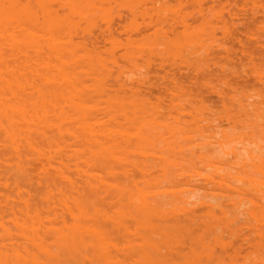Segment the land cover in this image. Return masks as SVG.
<instances>
[{
	"label": "bare ground",
	"instance_id": "6f19581e",
	"mask_svg": "<svg viewBox=\"0 0 264 264\" xmlns=\"http://www.w3.org/2000/svg\"><path fill=\"white\" fill-rule=\"evenodd\" d=\"M1 1L2 0H0V4L2 3ZM3 1L10 2V0ZM15 1L17 2L18 0ZM40 1L41 0L38 2L39 4ZM50 1L52 2L53 0ZM57 1L58 2L56 3H58V5H52H57V8L53 7L54 9L49 10L47 7H42V9H40V13H42L44 9L46 10L43 12L45 15V17L43 15V20L42 17V21L39 19V23H41L39 25H37L36 22H38L37 17L40 16L38 15L36 17L34 12L32 16L29 15V12L32 9H29L27 12L29 16L26 15V9L21 6V2L18 3V1L16 3V7H18L17 9H20L19 7H21V10L18 12L16 9L17 16H14L16 15L14 9V12L10 11V4L9 6H7L8 3L0 5V189H4V193L1 190L3 194H0V196L7 206L8 210L5 209L8 211V216L10 217L7 226L5 223L4 226V224L0 222V264H264V230H262L264 227V154L262 145L264 144V140L261 141L258 138L252 137L256 132L258 135L256 137L264 138V127L263 129H260V126L264 125V118L261 117V122L258 125L259 122H257V120L260 116L258 119L254 118L256 116V114H254L256 113V109H253L255 112L248 109V114L254 115L252 117L255 119V124L254 122L252 125L249 124L247 121L248 115L246 109L254 103L251 104L249 102L250 105H248V102H243L244 105H246L244 106L242 104L241 96L240 98H238V96L236 98L231 94L233 96V105L228 106L231 109L224 107L226 102L223 103V101H221V104L223 105H221V108L224 107L222 109V111H224L220 112V114L218 113L219 117H221L220 115H223L224 119L225 117L227 118L225 121L228 120L227 122L230 123V120L231 123L229 125L227 124L228 127L225 126L227 127L226 129H221L216 132H214V129H211V126H208L213 130L211 132L210 130H203L207 128H205L207 125H201L203 126V129H201L200 126V124L204 122L202 121V117L207 108L204 106V103L196 102L197 99L195 98L199 95L194 97L195 102L192 100H189V102L187 101L189 97H186V94H183L185 98L182 96V93L181 95H178L180 94V92L176 90L178 89V85L175 89L170 87V89H172H169L170 92L169 90H165V93H168L167 95L170 98L168 101L170 102V105L168 104L167 106L169 111L167 116L160 112L162 108L150 104L146 105L147 101H149L148 98L139 95L137 89L134 87H131L132 89L130 88L127 91V85H125V93H122L123 90L121 87V91L118 90L117 86L119 83L116 84L113 80L116 79L118 74L121 76L124 69L120 71L121 69L118 68L119 70L116 71V69L115 73L111 72L113 75H116L117 73L116 77L113 75L110 77H115L112 80V83L117 85H115L117 91L115 89L113 90L118 93H113L111 87H108L107 83L110 84V80L109 82L105 80L107 86H102L104 82H101V85L97 86L94 82L95 79L96 83L100 84V81L103 79V74L106 72L108 74L109 72L107 71V68L110 70L109 65L111 64V61H113L114 64H117L114 62V59H111V54H109L111 58L107 60L104 59L106 61L103 62L104 64L110 61L107 64L109 67L104 66L105 68L103 67L102 62V66L98 64L100 63L98 60H101V57L98 56L100 59L97 60L93 56L94 61L91 63L96 64L98 70L99 67L101 70L99 71L100 73H98L97 70V76L94 71L96 69L93 68V66L96 65L90 67L89 70L92 68L91 70L94 72L90 70L91 74H93H90L91 77L88 75V78L94 80L91 79V81L89 79L86 81L88 78L83 76L86 75V70H88V63L93 60V58L91 59L92 55H95L97 58V51L96 48L93 50L94 47L91 46L93 42L91 44L89 43L91 42V40H89L91 39V36L89 35V32H86L87 29L85 32L89 34L84 32V34H86L84 37L87 35L90 37L88 38L89 41L87 38L86 41H88L90 45H88L89 48L92 47V49L90 48L92 54L89 48H87L88 46L85 50L82 46H78L80 44L76 46L74 40L77 41L78 39H75L76 37L74 36V33L79 29L78 26V29L76 30L78 23H80L79 19H87L88 16L90 18L89 20H91L90 23H92L94 17L91 18L90 16L91 13H93L91 10L94 5L92 6L89 2L92 7L91 10H87L86 8H89V6L87 7V0ZM90 1L92 2V0ZM95 1L98 0H94L93 2ZM108 1L111 2V0ZM13 2L11 3L13 4ZM116 4L120 3L116 1ZM178 4L180 6V3ZM162 6L164 8V5ZM34 7L37 8V6ZM62 7H64L66 11H63ZM65 7H67V9ZM166 7L167 6H165V8ZM167 9L171 11L169 7ZM167 9L166 11H168ZM162 11L165 12V10ZM162 11H160V13H162ZM172 11L176 13L174 10ZM172 11L170 13H173ZM9 12L11 14L12 12L14 13V18L9 15ZM19 12H22L23 14H19ZM140 12L142 13V11ZM170 13L168 12V15ZM184 13L182 15H184ZM20 15H22V17H20ZM180 15L181 12L179 16ZM103 16H105V14H103ZM15 17H17L16 21L19 17L23 18V21L20 19L17 24ZM24 17H32L33 20L37 19L36 22L32 21L33 23L31 22L32 24H29L30 18H28L29 20L27 23L29 22V28H31L32 25L40 27L37 29L40 32L34 31L36 29L34 26V29H32L34 33H39V43H36V41L38 42L37 38H35L37 39L35 41L31 38L32 36L36 37L37 35H32V33L30 35V31L27 32V27L25 30L24 26L20 25L25 24L24 22H26V20ZM75 17H77L76 19L79 21L78 23L75 21ZM12 18L14 19L13 23L15 21L14 24H17L18 26H16L17 28L14 27V32L17 31V34L10 30H13L14 26L10 21ZM160 18V20H155L158 22V20L161 21L163 19V17ZM86 19L82 20L83 26ZM173 20L174 19H172V21ZM126 22L124 24H126ZM90 23L88 24L90 27L86 26L88 31L89 28L91 29L94 26L92 23L91 27ZM134 23L135 22H133V24ZM170 24L169 27H171ZM19 25L21 27H19ZM190 26H192V24ZM205 26L206 25L203 27ZM106 27L107 23L104 29ZM145 27L146 26L143 28ZM200 27L202 28V26ZM29 28L28 30H31ZM82 28L84 29V27ZM172 28L173 26L171 29ZM83 29L81 30L82 33L84 31ZM135 29H137V26ZM183 29V33H180L185 37H180L178 34L176 36L181 38V40L185 39L186 42L183 44L187 45L189 37L192 38L195 36L194 33L196 32L194 30L192 36V32L190 31L191 37L187 34L190 28L187 32L185 31L186 34ZM108 30L109 27L105 32L108 33ZM168 30L169 28L167 31L165 30L167 34L171 31ZM109 33L108 35L111 36V33ZM100 34L103 35L104 33ZM127 34L128 32H126V35ZM29 35L31 36L29 37L30 39L28 38ZM78 35L80 36V39L81 33H78ZM144 35L145 34H143V36ZM173 35L174 34L171 35L172 38H177ZM98 36L96 42L99 40ZM100 36L99 38H101ZM71 37H73L72 41ZM84 37L82 38L84 39ZM127 38L130 39L129 37ZM164 38H166V41L167 39H170L167 35L166 37L164 36ZM164 38H161V40ZM195 38H197V36ZM31 39L32 43L39 45V47H35V45L33 46L32 44L34 52L32 49L30 52H33L35 56L30 53V55H33V58L30 57L32 59L29 66L27 65L28 61H30L29 56H26V59L28 57V61L25 59L24 62L19 61L18 64L17 59L19 60V56H17L18 58L15 60L14 56L11 55L12 46L16 49L13 50V54L16 52V55L17 53L26 55L21 47L26 43L25 45L28 47L25 45L23 47L29 49L30 45L28 44L29 41L31 43ZM128 39H126V41ZM197 40L195 39L193 42L195 41V43L198 44L199 41ZM110 41H112V39ZM110 41L108 42L109 44L112 43ZM174 41L176 42V40H173L168 41L167 43L169 44V42ZM81 42H83V40L80 41V43ZM124 42L125 40H123V43ZM175 42L172 43V45L175 44ZM121 43L122 42H120V44ZM126 43L127 42L124 44ZM140 44V46H142V43ZM81 45H83V43H81ZM110 45L112 46V44ZM133 45L134 43H132V46ZM149 46L147 47L151 49L152 45L149 44ZM19 47L21 50H19ZM75 47H80L78 51H85V53L82 51L79 52L82 53L83 56L82 54L81 56L79 55ZM144 47L142 46V48ZM45 49L48 50L46 51L48 53H50L49 51H52L50 54L53 53V55L51 56L49 54L48 56ZM87 49L90 53H88ZM110 50L111 49H109V52ZM112 51L113 50H111V52ZM170 52L172 55L175 51ZM90 54L91 57L89 58ZM152 54L155 55L154 53ZM187 54L188 56L191 55L189 54V49ZM10 55L18 65H13L14 63L12 62ZM120 55H122L120 58L123 59L126 56L132 57L134 54L131 56L130 53L129 56L126 55L125 57L124 54ZM115 56H113V58H115ZM132 59L133 58L129 60L132 61ZM9 60H11L13 64L10 65ZM91 63L89 64L91 65ZM233 63L232 65H235ZM114 64L113 66L115 68L116 65ZM135 64L136 63L133 62L130 63L131 67L136 66ZM250 66L253 67V65ZM11 67L13 68L11 69ZM235 67L237 66H234V68ZM102 69L104 72H101ZM250 69L256 73L254 68ZM27 71L29 73L27 77L31 81L29 83L30 85L27 84L28 81L26 80ZM133 73H135V71ZM159 75L161 76V74ZM258 75L260 74H256L258 78L262 76ZM106 76H104V78H106ZM98 77L101 78L99 79ZM222 77L223 76H221V78ZM224 78L225 77H223V79ZM188 79L189 78H187V80ZM97 80L100 81L97 82ZM202 80L205 81L204 77ZM90 81L95 84L93 86L97 87L96 89L93 86V88L91 87L94 89L92 94L89 93V90L91 91L89 88L91 84L87 83ZM129 81L131 82V80ZM135 83H137L136 80ZM170 83L172 84V82ZM204 83L202 82V84ZM120 84L122 85L123 83L120 82ZM114 85H112V88H114ZM211 85L209 84V86ZM228 86L227 88H229ZM122 87L124 89V84ZM133 88L135 90H133ZM163 88L167 89L165 86ZM208 88L209 87H207V90H209ZM102 89H105V91H101ZM164 89L162 90L163 92ZM119 91L122 94H119ZM249 91L250 89L247 90V92ZM141 92L142 91L139 93ZM247 92L242 93L245 96ZM190 94L192 95V93ZM216 94L220 96L218 92ZM255 94L257 95L258 93L256 92ZM193 96L194 95L191 97ZM201 96L202 95H200V97ZM181 97L184 99H181ZM94 99L97 101L95 102ZM99 99L102 101L101 104L99 103ZM185 99L189 104H187ZM201 99L202 97L198 98L199 101H201ZM262 99L264 100V98ZM159 100L160 99H158V101ZM251 102H254V99ZM261 102L260 104H263ZM252 108L253 106L251 109ZM220 109L219 111H221ZM214 110L218 111L216 108ZM210 111H213V109ZM250 111H252V113ZM258 112H262V115L264 116L263 110ZM215 113L214 115H217ZM209 115H212L211 118H214L209 120L204 114L203 120L207 118L208 122L206 119L204 123L211 125L213 122H210H215L214 119L218 116H213V114ZM217 120H219V118H217ZM248 125H251L255 129L257 127L260 132L258 133V130L256 129V131H251V135L249 132L245 134L242 126L246 127ZM192 129L195 130V134L194 131H191ZM206 133L209 135L207 136ZM245 135L246 137L249 136L250 139L251 137L253 139L249 141L245 138ZM259 140L263 143L258 142ZM242 141L245 143L247 141L248 144L254 145V149L251 145H249L251 149L248 148L249 146L247 144V146H245ZM240 143L244 144H241L244 151H242L241 145H239L241 147L238 146L239 149L237 148V145ZM198 144L201 146L205 145L207 148H211V146L213 148L215 144L216 146L213 150L214 152L212 151L213 154L210 152V149V151L204 150L200 153L197 149ZM255 146L257 150L255 149ZM202 149H204L203 146ZM206 152L210 153L207 154ZM229 155L230 157L232 156L231 159L228 158ZM196 158L202 160L203 166L201 168H196L200 167L201 161L198 162L199 165L197 166L196 164L198 163L196 162L195 167H193ZM204 188H207V190L209 188L214 192L221 191L222 194L218 193L220 194V198L231 207V210H223L222 207H224V201L222 203L218 202L221 199L217 201L215 200V202L211 201L213 198L206 199L207 195L204 196V194L210 192L207 190L205 191L207 193H203V195L200 194L202 197L200 196L199 199L196 195L197 197L192 196L194 200L192 198V201L189 200L191 197V191L194 192L195 189ZM249 188L251 192H248ZM259 188L263 189L261 196L257 195ZM198 191L196 190V193ZM193 192L191 195L196 194ZM199 193L200 192H198V194ZM247 193L248 195L250 194V196L246 195ZM235 195H238V198L236 197L237 199L243 197L241 202L245 199L246 202L248 201V205L250 206L247 205L248 208L246 210L244 208L247 203L245 206L243 205L244 212L238 210L237 207L235 208L237 205V199L234 198L235 201H233ZM2 200L0 201L2 202ZM4 203L2 202L3 206ZM241 205L242 204H240V206ZM192 206H199V208L200 206H203V210L199 211V214L192 213V209L190 211L188 210ZM225 207L227 208V206ZM234 208L237 209V211ZM239 211H241L242 214L248 212L249 219L252 221L250 224L254 223L257 227L259 226V229L253 234L255 236L252 245L250 244V246H248V243H252V240L248 242L249 239H243L245 243L247 240L248 243L246 244L251 250L250 248V251L247 248H244L247 249V252L242 253L244 254L243 256H241L242 254H237L238 256H241L239 257L241 259H237L238 256L236 255V252L229 249L230 240L238 233L233 232L234 230L231 229L235 228L234 226L239 228L238 224H240V222L237 225L232 223V226L231 221L234 220L233 218L235 215L233 214L237 215V213L239 214ZM0 213L2 214V212ZM237 217H240V215H237ZM245 219L246 218L244 217L243 220ZM241 220L242 219H240V221ZM0 221H2V219H0ZM242 221L241 223H244V221ZM245 222V224H247V221ZM230 227L232 228L230 229ZM245 232L242 234L246 235L249 230H245ZM224 233H228V237L230 238L231 236V239H224ZM251 234L252 233H250V235ZM253 235L249 237L253 238ZM241 236L242 235L240 234V237L238 238H241ZM242 237L244 238V236ZM238 238L237 241L239 240ZM240 241L242 242L241 239ZM234 242H232V244ZM238 242H235L236 245L239 244ZM230 248H233V246ZM237 260L240 261L237 262Z\"/></svg>",
	"mask_w": 264,
	"mask_h": 264
},
{
	"label": "rangeland",
	"instance_id": "374dc122",
	"mask_svg": "<svg viewBox=\"0 0 264 264\" xmlns=\"http://www.w3.org/2000/svg\"><path fill=\"white\" fill-rule=\"evenodd\" d=\"M8 1V0H7ZM19 1V2H18ZM17 2L18 3H22V7H24V9H26V15H28V10L30 9H32L30 12H29V15H33V12L35 13V16L37 17L38 15L40 16V17H37V19H35V20H33V18L32 17H28V18H30V20L27 18H25V20H26V22H24L25 24L27 23V21L29 20V24H32L33 22H36V20L38 21V22H36L37 23V25H39V24H41V23H39V19L41 20V17H42V20H43V18L45 17V15L43 14V12L46 10V9H44L45 7H47V9H54L53 7H56L57 8V5H58V3H56V2H58L57 0H55V2H54V0L51 2L50 0H44V1H40V4L38 3L39 2V0H18ZM94 0H92V2L90 1V0H87V7L89 6V8H86L87 10L88 9H90L91 10V7L94 5V7H92V10H91V12H93V13H91V18H93L94 20H92V23H93V27H92V23H90V21L91 20H89L90 18L87 16V19H86V21H87V24H86V26L87 27H90L88 24L90 23V25H91V29L89 28V31H88V28L85 26V23H86V21H84L85 23H84V26H83V22H82V20H85V19H82V20H80L79 19V21H80V23H78L79 21L76 19L77 17H75V21H77V23H78V25H77V27H76V30L78 29V26H79V29L80 28H82V27H84V31H83V33H82V29L80 30V31H78L77 30V32L78 33H81V38L80 39H82L83 40V42H81V43H83V45L85 46H83V45H81V43H80V41H82V40H80L79 39V35H78V33L75 31V33H74V36L76 37L75 39H78L77 41L76 40H74V42H76V46L78 45V44H80V45H78V46H82V48H84V50H85V48L89 45V43L91 44L92 42V44H91V46L92 47H94L93 48V50L96 48V51H97V58H96V56L95 55H92V57H91V54H92V47H90L89 48V46L87 47V48H89V50L91 51V54H90V56H89V58L91 57V59L93 58V56H94V58L95 59H100V58H98V56L99 57H101V60H98L100 63H98V64H100L101 65V62L103 63V62H106L105 60H107V59H109V58H111L110 57V55L109 54H111L112 55V58L111 59H114V62L115 63H117V64H114L113 63V61H111V64L108 66L107 64L110 62V61H108L107 63H103L102 65H103V67L105 66H107V67H109L110 68V70L107 68V71H109L108 72V74H107V72L106 73H104L103 74V76H102V81H100V84H97L96 83V79H95V84L97 85V86H99V85H101V82L103 83L104 82V84H102V86H104V85H106L105 84V80L107 81V82H109V80H110V84L109 83H107V85H108V87L110 88L111 87V90H113V89H115L116 91H117V89H116V84H118L119 83V85L117 86V88H118V90H120L121 91V89H120V87L122 88V93L124 92H126L125 91V88H126V86L125 85H127V88H126V90L128 91V89H130L131 87H134L135 89H137V92H138V94L139 95H142L143 97H146V98H148V100L149 101H147V103H146V105H148V104H150V105H155V106H157V107H160V108H162L161 109V113L163 114V115H168L169 114V111H168V104L170 105V102H168L169 100H170V98H169V96L165 93V90L167 91V90H169L170 89V87H172L173 89H175V88H177V85H178V89H176L178 92H180V94H178V95H181V93H182V96L184 97V95L183 94H186V97L188 96L189 97V99L187 100V101H189V100H192L193 102H195V99H197V101L196 102H199V103H204V106H206V108H207V110H206V112L204 113L206 116L205 117H208V119L209 120H212V118H214V117H212L211 118V116L212 115H209V114H213V116H218V113L220 114V112H223L222 111V109L224 108V107H228V106H230V105H233V96L234 97H236L237 98V96H238V98H240V96H241V99H242V104L244 105V103L245 102H248L247 104L248 105H250L249 104V102L252 104V103H254V104H256V105H254V104H252V106H253V108L251 109V107L252 106H250V107H248L247 109H246V111H247V121L249 122V124H253V122H254V120L255 119H258L259 118V116H260V118L257 120V122H259L258 123V125L260 124V122H261V117H263L264 118V116L262 115V110H263V114H264V100L262 99V98H264V74H263V72H264V0H178V1H176V0H161V1H159V0H142V1H140V0H111V2H109L108 0H98V1H95V2H93ZM108 1V2H107ZM116 1L118 2V3H120V4H116ZM128 1V2H127ZM137 1V2H136ZM153 1V2H152ZM158 1V2H157ZM162 1H163V3H162ZM181 1V2H180ZM184 1H187V2H184ZM200 1V2H199ZM208 1V2H207ZM255 3H254V2ZM2 3L1 4H4V3H8V5L7 6H9V4H10V11H13V9H14V11H15V13H16V15H14V16H17V12L18 11H20L21 10V7H19L20 9H17L18 7H16L17 6V2L14 0V2H13V0H10V2L8 1V2H5V1H1ZM11 2H13V4L11 3ZM32 2V3H31ZM35 2V3H34ZM37 2V3H36ZM42 2V3H41ZM50 4H49V3ZM89 2H90V4L92 5V6H90V4H89ZM157 2V3H156ZM166 3V5H165V3ZM180 3V6H179V4L178 3ZM188 2H190V3H188ZM192 2V3H191ZM227 2V3H226ZM251 2V3H250ZM47 3H48V5H47ZM93 3V4H92ZM129 3V4H128ZM133 3V4H132ZM140 3V4H139ZM183 3V4H182ZM195 3V4H194ZM0 4V5H1ZM31 4H32V6H31ZM35 4V5H34ZM42 4H43V6H42ZM54 4H57L56 6H52V5H54ZM131 4V5H130ZM187 4V5H186ZM193 4H194V6H193ZM248 4V5H247ZM5 5V4H4ZM60 5V4H59ZM127 5V6H126ZM162 5H164V8H163V6ZM176 5H178V6H176ZM184 5V6H183ZM230 5V6H229ZM245 5V6H244ZM256 5V6H255ZM3 6V5H2ZM18 6H20V5H18ZM34 6H37V8H35ZM62 6H64V5H62ZM120 6V7H119ZM122 6V7H121ZM132 6V7H131ZM144 6V7H143ZM165 6H167L166 8H165ZM187 6V7H186ZM188 6H189V8H188ZM205 6H206V8H205ZM243 6V7H242ZM4 7H6V6H4ZM3 7V8H4ZM42 7H44L43 9V12L42 13H40V9H42ZM50 7V8H49ZM104 7V8H103ZM107 9H106V8ZM170 8V10L172 11V10H174L176 13H177V15H176V13H174L173 11V13H170L171 11H169L167 8ZM214 7V8H213ZM215 7H217V8H215ZM226 7V8H225ZM230 7V8H229ZM6 8H8V7H6ZM39 8V9H38ZM66 9H67V7H65ZM123 8V9H122ZM145 8V9H144ZM153 8V9H152ZM193 8H194V10H193ZM222 8V9H221ZM241 8V9H240ZM243 8V9H242ZM16 9H17V12H16ZM38 9V10H37ZM93 9H94V11H93ZM107 11H106V10ZM127 9V10H126ZM143 9H144V11H143ZM166 9L168 10V11H166ZM182 9V10H181ZM220 9V10H219ZM227 9V10H226ZM7 10V9H6ZM56 10V9H55ZM62 10L63 11H66L65 9H64V7H62ZM102 10H103V12H102ZM110 12H109V11ZM131 10V11H130ZM147 10H148V12H147ZM152 10H153V13H152ZM158 10H159V12H158ZM162 10H165V12L164 11H162ZM188 10V11H187ZM229 10V11H228ZM13 11V12H14ZM22 11H23V8H22ZM138 11H139V13H138ZM140 11H142V13L140 12ZM151 11V12H150ZM157 11V12H156ZM160 11H162V13H160ZM234 11V12H233ZM12 12V14L9 12V15H11L12 17H13V13ZM108 12V13H107ZM166 13V14H164V13ZM168 12L170 13L169 15H168ZM180 12H181V15L179 16V14H180ZM185 12V13H187V14H185L184 13V15H182L183 13ZM190 12V13H189ZM232 12V13H231ZM20 13H22V12H19V14ZM24 13V14H25ZM134 13V14H133ZM159 13V14H158ZM227 13V14H226ZM235 13V14H234ZM248 13V14H247ZM19 14H18V16H19ZM23 14V13H22ZM37 14V15H36ZM42 14V15H41ZM103 14H105V16H103ZM209 16H208V15ZM214 14V15H213ZM224 14V15H223ZM232 14V15H231ZM240 14V15H239ZM241 14H243V15H241ZM28 15V16H29ZM43 15H44V17H43ZM92 15H94V16H92ZM101 15H102V17H101ZM125 15V16H124ZM129 15V16H128ZM135 15V16H134ZM137 15V16H136ZM161 15V16H160ZM187 15V16H186ZM190 15V16H189ZM23 16H25V15H23ZM118 16V17H117ZM152 16H154V17H152ZM156 16H157V18H156ZM173 16H176V17H173ZM205 16V17H204ZM229 16V17H228ZM232 16V17H231ZM237 16V17H236ZM248 16V17H247ZM20 17H22V15H20ZM18 18V20L16 21V18L17 17H15V21H16V23L18 24L19 22L18 21H20V19L23 21V18ZM122 17H124V18H122ZM134 17V18H133ZM160 17H163V19L161 20V21H159L161 18ZM170 17V18H169ZM231 17V18H230ZM14 18V17H13ZM12 18V20H10L11 21V24L13 25L14 23H15V21H14V23H13V19ZM32 18V19H31ZM35 18V17H34ZM118 18V19H117ZM129 18V19H128ZM165 18V19H164ZM179 18V19H178ZM183 20H182V19ZM223 18V19H222ZM97 19V20H96ZM106 19V20H105ZM123 19V20H122ZM157 19H159L158 20V22L156 21ZM172 19H174L173 21H172ZM252 19V20H251ZM41 20V21H42ZM73 20H74V18H73ZM134 20V21H133ZM146 20H148V21H146ZM164 20V21H163ZM171 20V21H170ZM227 20V21H226ZM33 21V22H32ZM40 21V22H41ZM128 22V24H127V22ZM154 21V22H153ZM197 21V22H196ZM199 21V22H198ZM230 21V22H229ZM32 22V23H31ZM96 22H99V23H96ZM116 22V23H115ZM120 22V23H119ZM126 22V24H124ZM133 22H135L134 24H133ZM156 22V23H155ZM171 24H170V23ZM175 24H174V23ZM189 22V23H188ZM206 22V23H205ZM21 23V22H20ZM23 23V22H22ZM20 24V25H23L24 26V28H25V30H26V27H27V32H29L30 33V35H31V33H32V35H37L38 36V34L39 33H37V32H40L39 30H37L38 28H40V27H36V25L34 26V25H32L31 26V28H29L30 27V25L29 24ZM36 23H34V24H36ZM76 23V22H75ZM106 23H107V29H108V27H109V30H108V33H109V31H110V35L111 36H109L108 35V33H106L105 32V30H107L106 28L104 29V27L106 26ZM162 23V24H161ZM182 23H184V24H182ZM203 25H202V24ZM211 23V24H210ZM224 23V24H223ZM10 24V25H11ZM17 24H14V26H13V30L12 29H10L11 31H15L14 29L15 28H17L18 26H17ZM122 26H121V25ZM132 24V25H131ZM160 26H159V25ZM167 24V25H166ZM169 24H170V26L172 27L173 26V28L171 29V27H169ZM172 24H174V25H172ZM186 24V25H185ZM192 24V26H190ZM229 24V25H228ZM237 24V25H236ZM244 24V25H243ZM19 25V27H21ZM112 25V26H111ZM114 25V26H113ZM130 25V26H129ZM134 25V26H133ZM177 25V26H176ZM184 25H185V27H186V29H185V27H184ZM204 25H206L205 27H203ZM209 25V26H208ZM223 25V26H222ZM257 25V26H256ZM260 25V26H259ZM17 26V27H16ZM36 28L34 31H37L36 33H34V31L32 30V29H34V27ZM80 26H82V27H80ZM116 26V27H115ZM124 26V27H123ZM136 26H137V29H135L136 28ZM144 26H146L145 28H143ZM155 26V27H154ZM156 26H158V27H156ZM164 26H165V28H164ZM200 26H202V28L200 27ZM258 26H259V28H258ZM15 27V28H14ZM86 27V28H85ZM134 27V28H133ZM153 27H154V29H153ZM163 27V28H162ZM183 27H184V29H183ZM219 27V28H218ZM11 28V27H10ZM28 28L29 29H31L32 30V32H31V30H28ZM124 28V29H123ZM129 28V29H128ZM169 28V30L168 31H170V32H168V34H167V29ZM189 28H190V30H189ZM199 30H198V29ZM86 29H87V31H86ZM127 29V30H126ZM144 29V30H143ZM173 29H174V31H173ZM182 29H183V31H184V33L186 34V32H187V30H189V32H187V34L189 35V36H191L190 34H191V32H192V36H193V32H194V30H195V32L196 33H194L195 34V36H191L192 38H193V40H197V38H198V40L197 41H199L198 42V44H196L195 43V41L193 42V40H192V38H190L189 37V39H191V40H189L188 39V46L187 45H185V44H183L184 42H186L185 41V39L183 40H181V38H179V37H177L176 35L178 34L180 37L181 36H183V38L185 37L183 34L181 35V33H183L182 32ZM204 29H206V30H204ZM211 29V30H210ZM220 29V30H219ZM235 29H237V30H235ZM263 29V30H262ZM16 30H18V29H16ZM104 30V31H103ZM116 30V31H115ZM136 30H137V32H136ZM140 30V31H139ZM166 30V31H165ZM89 32V33H86V32ZM125 31V32H124ZM132 31H134V32H132ZM156 31V32H155ZM161 31H162V33H161ZM186 31V32H185ZM191 31V32H190ZM199 31H203L202 33L201 32H199ZM207 31V32H206ZM252 31V32H251ZM17 32V31H16ZM16 32H14L15 34H17ZM84 32L86 33V34H89L90 36H91V39H89V40H91V42H89L88 43V38H90L89 37V35H87L86 37H84V35H86V34H84ZM126 32H128V34L129 33H131V34H127L126 35ZM140 34H139V33ZM149 32V33H148ZM153 34H152V33ZM158 32V33H157ZM165 32V33H164ZM172 32V33H171ZM181 32V33H180ZM218 32V33H217ZM247 32V33H246ZM28 33V34H29ZM34 33V34H33ZM77 33V34H76ZM96 33V34H95ZM97 33H98V35L100 36V35H102V34H100V33H104L102 36H103V38L106 40H104L103 38H102V36H100L101 38H99V36L97 35ZM125 33V34H124ZM151 33V34H150ZM171 33V34H170ZM94 34V35H93ZM107 34V35H106ZM139 34V35H138ZM143 34H145L144 36H143ZM156 34H158V35H156ZM161 34V35H160ZM172 34H174L173 36H176L177 38H175V37H173L172 38ZM198 34H199V36H198ZM205 34V35H204ZM28 36V38L29 37H31V36ZM72 35V34H71ZM77 35V36H76ZM143 36V37H141V36ZM152 35V36H151ZM163 35V36H162ZM166 35H167V37H169L170 39H167V41L165 40L166 38H164V36L166 37ZM203 35V36H202ZM211 35V36H210ZM214 35V36H213ZM31 37V38H33V40L35 41V40H37L38 38H39V36L38 37ZM73 36V35H72ZM93 36V37H92ZM97 36H98V41L96 42V40H97ZM107 36H109V37H107ZM122 36V37H121ZM125 36H126V39H128L127 37H129L130 39H128L127 41H126V39H125ZM130 36H132V37H130ZM134 36H135V38H136V36H137V38L135 39L134 38ZM141 38H140V37ZM148 36V37H147ZM197 36V38H195ZM252 36V37H251ZM78 37V38H77ZM82 37H84V39L82 38ZM145 37H147V38H145ZM151 37V38H150ZM187 37V36H186ZM201 37V38H200ZM35 38H37V39H35ZM86 38H87V40L88 41H86ZM95 38V39H94ZM132 38H133V40H132ZM161 38H164V39H162L161 40ZM234 38V39H233ZM237 38V39H236ZM30 39V38H29ZM28 39V40H29ZM72 39H73V37H71V41H72ZM112 39V41H110ZM261 39V40H260ZM110 42H112V43H110V44H112V46L108 43L109 41ZM123 40H125V42H129L128 44H129V46H128V44L126 43V44H124L123 43ZM165 40V41H164ZM173 40H176V42H175V44H173L172 45V43H174V42H169V44L167 43L168 41H173ZM186 40H187V38H186ZM206 40V41H205ZM239 40V41H238ZM180 41V42H179ZM73 42V43H74ZM85 42V43H84ZM106 42V43H105ZM114 42H116V43H114ZM119 42V43H118ZM120 42H122L121 44H120ZM164 42H166V43H164ZM239 42V43H238ZM244 42V43H243ZM248 42V43H247ZM257 42V43H256ZM36 43H39V39H38V42L36 41ZM36 43H32V39H31V43H30V41H29V44H28V42H27V44L28 45H30V47H29V49L27 48L26 49V47H28V46H26L25 44H23V46L25 45L26 47H21L22 48V51H25V54L26 55H24V54H19V53H17V55H16V52L13 54V50H16V49H14L15 47L14 46H12L13 48H12V56H14V59L16 60V58H18L17 56H19V60L17 59V62H18V64H19V61H23L24 62V60L26 59V56H29V58L30 57H32L33 58V55H30V50L33 48L32 47V44H33V46L36 44ZM96 43V44H95ZM132 43H134V45L132 46ZM136 43V44H135ZM138 43V44H137ZM140 43H142V46L144 47V44H145V47L144 48H142V46H140L141 44ZM144 43V44H143ZM196 45H195V44ZM206 43V44H205ZM261 43V44H260ZM15 44V43H14ZM106 44V45H105ZM110 46H109V45ZM149 44L150 45H152V47H151V49H149L147 46H149ZM168 44V45H167ZM183 44V45H182ZM221 44V45H220ZM225 44V45H224ZM74 45H75V43H74ZM94 45V46H93ZM105 45V46H104ZM108 45V46H107ZM166 45V46H165ZM194 45V46H193ZM36 46H38L39 47V45H35V47ZM162 46V47H161ZM171 46H173V47H171ZM177 46H179V47H177ZM181 46V47H180ZM252 46V47H251ZM258 46V47H257ZM80 47H78V48H76V50L78 51V49L80 48ZM110 47V48H109ZM112 47V48H111ZM139 47H141V48H139ZM150 47V46H149ZM176 47V48H175ZM183 47V48H182ZM186 47V48H185ZM192 47V48H191ZM20 48V47H19ZM21 48L19 49V50H21ZM25 48V49H24ZM107 48H108V51H107ZM167 48V49H166ZM175 50H174V49ZM180 48V49H179ZM24 49V50H23ZM109 49H111V50H113L112 52H111V50H110V52H109ZM154 49V50H153ZM169 49V50H168ZM188 49H189V54H191L190 56H188ZM18 50V51H19ZM27 50H29V51H27ZM82 51L83 53H85V51ZM178 50V51H177ZM212 50V51H211ZM226 52H225V51ZM263 50V51H262ZM32 51H33V49H32ZM46 51H48V50H46L45 49V52ZM80 50L78 51V53L79 52H81ZM87 51H88V49H87ZM90 51H88V53H90ZM170 51H175V52H179L178 54L177 53H173V54H175V55H177V56H175V55H171V52ZM182 51H183V53H182ZM197 51V52H196ZM246 51V52H245ZM20 52V51H19ZM28 52V53H27ZM34 52V51H33ZM31 53V54H34V53ZM50 53L52 52V51H49ZM94 52V51H93ZM104 52V53H103ZM108 52V53H107ZM201 52V53H200ZM221 52V53H220ZM223 52V53H222ZM46 53H48V52H46ZM50 53H48L47 55L49 56V54ZM100 53V54H99ZM130 53H131V56H132V54H134L132 57H130L129 55H130ZM152 53H154L155 55H153ZM169 53V54H168ZM203 53V54H202ZM242 53V54H241ZM81 54L82 53H79V55L81 56ZM94 54V53H93ZM109 55V57H108V55ZM116 56H115V55ZM120 54H124V57L126 56V55H128L129 57H127V58H129V59H131V58H133L132 59V61L131 60H129V59H127L126 57V59L125 58H120V57H122V55H120ZM181 54V55H180ZM187 54V55H186ZM211 54V55H210ZM245 54V55H244ZM11 55H10V57H11ZM46 55V54H45ZM51 56L53 55V53L52 54H50ZM105 55H107V56H105ZM169 55V56H168ZM171 55V56H170ZM193 55H195V56H193ZM210 55V56H209ZM224 55V56H223ZM234 55V56H233ZM252 57H251V56ZM34 56H35V54H34ZM82 56H83V54H82ZM107 57V58H105V57ZM113 56H115V58H113ZM141 56V57H140ZM172 56H173V58H172ZM193 56V57H192ZM223 56V57H222ZM228 56V57H227ZM250 56V57H249ZM23 59H22V58ZM117 57V58H116ZM137 57V58H136ZM144 57V58H143ZM204 58V60H203V58ZM213 57V58H212ZM216 57V58H215ZM220 57V58H219ZM32 58H30V61H28L27 59H28V57H27V59H26V61H28V66L30 65L29 63L31 62V59ZM94 58H93V60H91L89 63H91L92 61H94ZM143 58V59H142ZM149 58V59H148ZM188 58H189V60H188ZM210 58V59H209ZM218 58V59H217ZM248 60H247V59ZM252 60H251V59ZM21 59V60H20ZM105 59V60H104ZM118 59V60H117ZM201 59V60H200ZM216 59V60H215ZM226 60V61H222V60ZM232 59V60H231ZM11 60H12V62L14 63H12L11 62ZM11 60H9L10 61V65L11 64H13V65H16L17 63H15V60H13V58L11 57ZM90 60V59H89ZM123 60V61H122ZM126 60H129V61H126ZM142 60V61H141ZM186 60V61H185ZM245 60V61H244ZM126 61V62H125ZM133 62V63H136L135 65L136 66H138V67H136V66H132L131 67V65H130V63L131 62ZM149 63H148V62ZM159 61H161V62H159ZM169 63H168V62ZM178 61V62H177ZM185 61V62H184ZM207 61V62H206ZM129 64H128V63ZM146 62V63H145ZM216 62V63H215ZM234 62V63H233ZM239 62V63H238ZM88 63V70H86L87 72H88V74H87V72H86V75L85 76H83V77H87L88 78V75H90L91 74V71H93V70H89V68L90 67H92L93 65H96V64H93V63H91V65ZM97 63V62H96ZM164 63V64H163ZM184 63V64H183ZM214 63V64H213ZM232 63L233 64H235V65H232ZM245 63V64H244ZM17 64V65H18ZM113 64L114 65H116V67L114 68V66H113ZM224 64V65H223ZM12 65V66H13ZM99 65V66H100ZM101 65V66H102ZM130 65V66H129ZM144 65H145V67H144ZM228 65V66H227ZM250 65H253V67L252 66H250ZM98 66V67H99ZM119 66V67H118ZM178 66V67H177ZM234 66H237V67H235L234 68ZM241 66V67H240ZM257 66V67H256ZM102 67V68H103ZM104 67V68H105ZM122 67V68H121ZM134 67V68H133ZM254 68V71H256V73L255 72H253V70L252 69H250V68ZM13 67H11V69H12ZM93 68H95L96 70H94L95 71V73L97 72V70H98V68H97V65L96 66H93ZM103 68V69H104ZM113 68V69H112ZM118 68H120L121 70L120 71H122L123 69V75L121 74V76H119V74L117 75V73H116V75H117V77H116V75H113L111 72H113V73H115V70L116 71H118L119 69ZM133 68V69H132ZM176 68V69H175ZM228 68V69H227ZM27 69V68H26ZM102 69V71L101 72H104V70ZM132 69V70H131ZM135 69V70H134ZM137 69V70H136ZM195 69V70H194ZM258 69V70H257ZM101 70V68L99 67V70H98V73H100L99 71ZM127 70V71H126ZM139 70V71H138ZM177 70V71H176ZM179 70V71H178ZM197 70V71H196ZM219 70V71H218ZM226 70V71H225ZM237 70V71H236ZM29 71V70H28ZM28 71L26 72V80L28 81V83L27 84H29L31 81H30V79L27 77L28 75H29V73H28ZM93 71V72H94ZM106 71V70H105ZM135 71V73H133ZM210 71V72H209ZM222 71H225V72H222ZM257 71H259V72H257ZM98 73H96V75L98 76ZM119 73V72H118ZM152 73V74H151ZM156 75H155V74ZM93 74V73H92ZM91 74V75H92ZM135 74V75H134ZM159 74H161V76L159 75ZM168 74V75H167ZM216 74H218V75H216ZM254 74V75H253ZM256 74H260V75H262V76H260V75H258V76H260L259 78L256 76ZM91 75L89 76V77H91ZM106 75H108V76H106ZM111 75H113V76H115L116 77V79H114L115 77H110ZM138 75H139V77H138ZM141 75V76H140ZM143 75V76H142ZM208 75V76H207ZM100 76V75H99ZM104 76H106V78H104ZM123 76H124V78H123ZM168 76H170V77H168ZM216 76H218V77H216ZM221 76H223V77H225L224 79H223V77L221 78ZM93 77H94V75H93ZM110 77V78H109ZM141 77V78H140ZM160 77V78H159ZM195 77V78H194ZM203 77H204V80L205 81H203L202 79H203ZM208 77V78H207ZM213 77V78H212ZM99 79L101 78V77H98ZM109 78V79H108ZM133 79V81H134V83H133V81H132V79ZM187 78H189L188 80H187ZM192 78V79H191ZM91 80L92 78H88L86 81H88V80ZM114 79V80H113ZM118 79V80H117ZM121 79V80H120ZM126 79H127V81H126ZM158 79H162V80H158ZM170 79V80H169ZM222 79V80H221ZM92 80H94V79H92ZM91 80V81H92ZM112 80H113V82L115 81L116 82V86L114 85V83H112ZM129 80H131V82L129 81ZM135 80H136V82L137 83H135ZM169 80V81H168ZM233 80V81H232ZM87 82L88 84H91V86H89L88 84V86H89V88L91 89V91L89 90V93H91L92 94V91L94 90V89H92L93 87H95V89L97 88L96 86H93V85H95L93 82ZM98 80H97V82H99ZM118 81V82H117ZM139 81V82H138ZM159 81V82H158ZM166 81V82H165ZM198 81H199V83H198ZM231 81V82H230ZM238 81V82H237ZM120 82L121 83H123L124 84V89H123V84L121 85L120 84ZM170 82H172V84L170 83ZM187 82V83H186ZM189 82H191V83H189ZM202 82L204 83V84H202ZM222 82V83H221ZM230 82V83H229ZM37 83V82H36ZM131 83V84H130ZM194 83V84H193ZM229 83V84H228ZM170 84V85H169ZM188 84V85H187ZM209 84L211 85V86H213V87H211V86H209ZM226 84V85H225ZM229 86H228V85ZM235 84V85H234ZM30 85V84H29ZM106 85V86H107ZM112 85H114L113 87L114 88H112ZM160 85V86H159ZM169 85V86H168ZM180 85V86H179ZM208 85V86H207ZM93 86V87H92ZM105 86V87H106ZM159 86V87H158ZM165 86V88H167V89H164L163 87ZM166 86H168V87H166ZM193 88H191V87ZM205 86H207V87H209L208 89L209 90H207V87H205ZM227 86L229 87V88H227ZM233 86V87H232ZM256 86V87H255ZM92 87V88H91ZM218 87V88H217ZM220 87H222V88H220ZM88 88V89H89ZM98 88H100V87H98ZM107 88V87H106ZM133 88V90H135ZM161 88V89H160ZM186 88H188V89H186ZM191 88V89H190ZM198 90H197V89ZM201 88V89H200ZM234 88V89H233ZM252 88V89H251ZM257 88H258V91H257ZM132 89V88H131ZM164 89V92L162 91ZM196 89V90H195ZM221 89V90H220ZM231 89V90H230ZM234 91H233V90ZM237 89V90H236ZM250 89V91L249 92H247V90H249ZM107 90H109V89H107ZM115 90H113L112 92L114 93V92H116ZM133 90H129V91H133ZM170 90H172V89H170ZM170 90H169V92H170ZM183 91V92H181V91ZM212 90V91H211ZM224 90H225V92H224ZM101 91H105V89H102ZM110 91V90H109ZM119 91V92H120ZM140 91H142L141 93H139ZM196 91V92H195ZM214 91H215V93H214ZM227 91V92H226ZM194 92V93H193ZM218 92V94L220 95V96H218L216 93ZM244 92H247V94L244 96V94L243 93ZM251 92V93H250ZM257 92L258 94L256 95L255 93ZM261 92V93H260ZM116 93H118V92H116ZM121 92L119 93V94H122ZM175 93H177V92H175ZM190 93H192V95H194L193 97H191L192 95L190 94ZM221 93V94H220ZM238 93V94H237ZM249 93H250V97H251V99H250V97H249ZM130 94V93H129ZM233 96H232V95ZM236 96H235V95ZM260 94V95H259ZM263 94V95H262ZM191 95V96H190ZM197 95H199V96H197ZM200 95H202L201 97H202V99H201V101H199L198 100V98H201L200 97ZM252 95H254V96H252ZM157 96V97H156ZM197 96V97H196ZM248 96V97H247ZM257 96H258V98H257ZM263 96V97H262ZM100 97H101V95H100ZM99 97V98H100ZM150 97V98H149ZM164 97V98H163ZM191 97V98H190ZM194 97H196L195 99H194ZM156 98H158V99H160L159 101H158V99H156ZM166 98V99H165ZM185 98V97H184ZM184 98H182L181 97V99H184ZM235 98V99H236ZM247 100H246V99ZM187 99V98H186ZM186 99H185V101H186ZM249 99V100H248ZM253 99H254V102H251V101H253ZM101 99H99V101H100ZM104 100V99H103ZM228 100H229V102H228ZM94 101H95V99H94ZM97 101V100H96ZM95 101V102H96ZM186 101V102H187ZM221 101H223V103L224 102H228L227 104L225 103L224 105V107H222L221 108ZM262 101V102H261ZM101 102L102 101H100L99 103L101 104ZM163 102V103H162ZM183 102V101H182ZM181 102V103H182ZM185 102V103H186ZM190 102V101H189ZM189 102H187V104H189ZM244 102V103H243ZM259 104H258V103ZM260 102L261 103H263V104H260ZM167 103V104H166ZM103 104V103H102ZM183 104V103H182ZM184 105V104H183ZM218 105H219V107H218ZM223 106V105H222ZM244 106H246V105H244ZM210 107V108H209ZM212 107H214V108H212ZM233 107V106H232ZM262 107H263V109H262ZM209 108V109H208ZM218 109V111L217 110H214V109ZM221 108V109H220ZM228 108H230V107H228ZM213 109V111H210V110H212ZM219 109L221 110V111H219ZM231 109V108H230ZM248 109H250V110H253V109H256V113H254V114H256V116L253 118L252 116H254V115H250V114H248ZM260 109H262V110H260ZM233 110V109H232ZM258 111H260L261 113H259ZM215 114H217V115H214V113ZM231 113H233L232 111H230ZM251 113H252V111H250ZM253 112H255V110H253ZM208 113V114H207ZM204 114H203V117H202V121H204L205 122V120L207 119H204L203 120V118H204ZM222 114V113H221ZM209 115V116H208ZM221 117H217V118H219V120H217V118L216 119H214L215 120V122L214 121H211L210 123H212L213 124V126H212V124L210 125V124H208V123H204V122H202L201 124H200V126L201 125H207V126H205V128L206 129H203V126H201V129H203V130H210L211 132L213 131V130H211V129H214V132H216V131H220L221 129H226L227 127H228V125L231 123V121L229 120V122L230 123H228L227 121H225V119H227L226 117H225V119H224V116L223 115H220ZM210 117V118H209ZM249 117H251V118H249ZM257 117V118H256ZM223 118V119H222ZM208 119H207V122H208ZM248 119H250L251 121H252V123H251V121L250 120H248ZM263 120V119H262ZM221 121V122H220ZM257 122H256V124H257ZM228 124V125H227ZM254 124H255V122H254ZM251 125H248V126H246V127H243L242 126V128H243V132L245 133V134H247V132H249L250 133V135H251V131L252 130H254V131H256V129H257V127H256V129L255 128H253ZM211 126V129L209 128V127ZM225 126H227V127H225ZM213 127V128H212ZM217 129H216V128ZM223 127V128H222ZM248 127V128H247ZM259 127V126H258ZM263 127H264V125H262V126H260V129L262 128L263 129ZM247 128V129H246ZM258 130V129H257ZM191 131H194V134L196 133L195 132V130H191ZM264 131V130H263ZM258 133L260 132L259 130L257 131ZM206 135L208 136L209 134L208 133H206ZM249 135V134H248ZM249 135V136H250ZM249 136H247L246 137V135H245V138H247L249 141L250 140H252L254 137L255 138H258V139H260L261 141H263L264 140V138L262 139V137H256V136H258L257 135V133L255 132V135L253 134L252 135V137H251V139H250V137ZM158 139H160V138H158ZM209 140H211V139H209ZM214 140V139H213ZM247 140V141H248ZM258 141V142H260V143H263V142H261V141ZM247 141H246V143L245 142H243L242 141V143H244L245 144V146H249V145H251V147H253L254 145H252V144H248L249 143V141H248V143H247ZM196 143H199V142H196ZM242 143H240V144H238L237 145V148H238V146L239 145H241ZM158 144V143H157ZM244 144H242V145H244ZM247 144V145H246ZM259 144V143H258ZM212 145H214V144H212ZM241 145V146H242ZM263 145V154H264V144H262ZM202 146H203V148L204 149H202ZM200 145V144H198L197 145V149L199 150V152L201 153V152H203L204 150L205 151H207V150H209L212 154H213V150H214V148H215V146H216V144L214 145V147L212 148V146H211V148L209 147V148H207V146L205 147V145ZM241 146H239V147H241ZM244 146V147H245ZM248 148H250V146L248 147ZM155 149H156V147H155ZM239 149V148H238ZM242 151H244L243 149V146H242ZM251 149V148H250ZM253 149H254V147H253ZM255 149L257 150V148H256V146H255ZM197 150V151H198ZM213 151V152H212ZM210 152H206L207 154H209ZM261 152H262V150H261ZM211 155V154H210ZM232 157V156H231ZM231 157H230V155L228 156V158L229 159H231ZM199 158H196V160L194 161V163H193V167H195V163L197 162H202V160L201 159H199ZM198 160V161H197ZM201 162H200V167H196V168H201L202 166H203V162H202V165H201ZM204 162H206V161H204ZM197 165H199V163L198 164H196V166ZM1 182V181H0ZM1 184V183H0ZM1 186V185H0ZM199 187H202V186H199ZM1 190H2V192L4 193V189H0V194H3L2 192H1ZM196 190L198 191V192H200L199 194H198V192L196 193ZM204 190V191H203ZM207 190V188L205 189H195V193L196 194H194V195H191L192 194V192L193 191H191L190 193V201H192V199L194 200V198H192V196H196L198 199L200 198V196L201 195H203V193H207V192H205ZM201 191H202V193H201ZM207 191H210V192H208L207 194H204V196L205 195H207V197H209V198H207L206 197V199H210V198H213V199H211V201H213V202H215V200L217 201V200H219V199H221V200H219L218 202H223L224 200H222V198H220V194H222V192L221 191H217V192H214V191H212V190H210L209 188H208V190ZM193 192V193H194ZM248 192H251V190H250V188L248 189ZM218 193H220V194H218ZM255 193V192H254ZM263 193V189L262 188H259V192L257 193V195L258 196H261V194ZM186 194H188V193H186ZM201 194V195H200ZM210 194V195H209ZM246 195H248V193L246 194ZM215 196H216V198H215ZM238 196V195H237ZM236 195L233 197V201H235L234 200V198L235 199H237L238 197H237ZM248 196H250V194L248 195ZM247 196V197H248ZM202 197V196H201ZM237 197V198H236ZM246 197V196H245ZM0 198H1V196H0ZM192 198V199H191ZM196 198V199H197ZM243 198V197H242ZM242 198L240 197L239 199H237L236 200V206H235V208L237 207V209L238 210H241L242 212H244V210H243V208H244V206H245V204H246V206H245V208L244 209H246L247 210V208H248V206H250V205H248V201L246 202V199L245 200H243L242 202H241V200H242ZM249 198V197H248ZM195 199V200H196ZM0 200H2V198L0 199ZM237 201H239V202H237ZM1 202V201H0ZM2 202L4 203V201L2 200ZM2 202H1V204H2ZM245 202V203H244ZM239 203V204H238ZM1 204H0V208H3V209H0V210H2V211H0V212H2V214L0 213V219H2V221H0V222H2L3 224L5 223L6 224V226L8 225V220H9V214H8V211H6V209H7V206L5 205V203H4V206H3V204H2V206H1ZM224 207L225 206H227V208L225 209L224 207H222L223 208V210H225V211H230L231 209V207L228 205V204H226L225 203V201H224ZM240 204H242L241 206H240ZM238 205H239V207H238ZM244 205V206H243ZM248 205V206H247ZM223 206V205H222ZM193 207V208H192ZM192 207H190L188 210L190 211L191 209V212L192 213H195V214H199V211H202L203 209V206H200V208H199V206H192ZM196 207V208H195ZM6 208V209H5ZM234 208V209H235ZM4 209H5V211H4ZM199 209H201V210H199ZM237 209H235L236 211H237ZM8 210V209H7ZM196 210H197V212H196ZM234 210V211H235ZM246 210H245V212H246ZM195 211V212H194ZM236 211H235V213H236ZM241 211H239V214L237 213V215H240V217H237V215L236 214H233V215H235L234 216V220H232L231 221V224L233 223V224H235V225H237L239 222H240V224H238V226H239V228L237 227V226H234L235 228H233V229H231L232 227H230V229L231 230H234L233 232H235V233H237V234H235L234 235V237L231 239V236H230V238L228 237L229 236V234L228 233H224V239H231L230 240V246H229V249H232V250H234L235 252H236V255L238 254V255H241L242 253H246L247 252V249L249 250V248L250 247H248V246H250V244L252 245L253 244V239H254V236L255 235H253L254 233H256V230L257 229H259V226L257 227V225L256 224H254V223H252V224H254V225H252V224H250L252 221L249 219V215H248V212L245 214V213H241ZM5 212V213H4ZM234 213V212H233ZM7 214V215H6ZM242 215V216H241ZM246 215H248V216H246ZM3 217V218H2ZM246 218L245 220H243V218ZM242 219L243 221H244V223H241V221H240V219ZM238 219V220H237ZM236 221V222H235ZM242 221V222H243ZM245 221H247V224H245L246 222ZM5 224H4V226H5ZM230 224V225H231ZM233 224H232V226H233ZM250 224V225H249ZM243 226V227H242ZM256 226V227H255ZM244 230V231H243ZM245 230H249V232L250 233H252L251 235H253V238L251 237H249V236H251L250 235V233H249V235H248V233L246 234V235H244V234H242V233H244L245 232ZM262 230H264V227L262 228ZM218 232H220V231H218ZM240 232V233H239ZM221 233V232H220ZM246 233V232H245ZM227 234V235H226ZM240 234L242 235V236H244V238L241 236V238H238V237H240ZM227 236V237H226ZM246 236H248V237H246ZM226 237V238H225ZM235 237H236V241H235ZM237 238L239 239L238 241H240V239L242 240V242L240 241V242H238L237 241ZM243 239L245 240V239H249L248 240V242H250L251 240H252V243L250 242V243H248L247 242V240H246V243H248V246H247V244L243 241ZM238 242L239 244H240V246H239V244H237L236 245V243L235 242ZM232 242H234L233 244H232ZM244 242V243H243ZM233 246V248H230V247H232ZM238 246V247H236V246ZM240 247V248H239ZM239 248V249H238ZM244 248H247V249H244ZM236 249V250H235ZM245 250V251H244ZM250 250H251V248H250ZM249 250V251H250ZM238 252V253H237ZM241 252V253H240ZM240 253V254H239ZM237 255V256H238ZM244 254H242L241 256H243ZM241 256H238L237 257V259H241V258H239V257H241ZM240 260H237V262H239Z\"/></svg>",
	"mask_w": 264,
	"mask_h": 264
}]
</instances>
